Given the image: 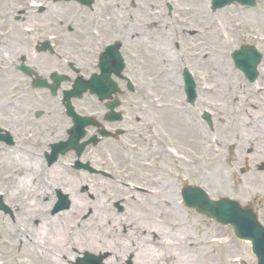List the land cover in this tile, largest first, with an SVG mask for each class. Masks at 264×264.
Returning a JSON list of instances; mask_svg holds the SVG:
<instances>
[{
  "label": "rangeland",
  "instance_id": "374dc122",
  "mask_svg": "<svg viewBox=\"0 0 264 264\" xmlns=\"http://www.w3.org/2000/svg\"><path fill=\"white\" fill-rule=\"evenodd\" d=\"M6 1L13 2V0L0 2V11L5 8L6 5L4 6V3ZM136 1L143 6V10L129 6L125 8L124 6L118 5L117 0H97L96 4L92 5L96 7V15L94 16L98 18L97 28L103 34V38L122 44L121 53L127 63V72H131L132 80L136 84V94L130 95L129 98L137 108H133V115L130 111L131 105H127L124 108V111L129 114L124 120L131 122L136 133L128 138H121L125 150L121 147H116L111 142H106L108 143L107 145L104 143L97 146V151L93 156L95 162L92 163V166L110 175H107L108 177L93 175L84 171L74 172L70 167H64L63 164L66 161L63 163L62 160H67L70 163L74 159L71 155L59 159L57 161V167L60 172L59 181H57V176L54 182L51 179L52 175L49 176L51 183L48 182L47 186H54V189H49V192L47 191L40 202H48L50 198L54 204L56 202L57 192H59L62 195L69 196V209L71 206V198L74 194L84 195V197L77 199L78 202L96 203L94 204L95 206H98L97 202H100L105 205L106 209H102L100 212L102 214L100 219H105L110 223L113 222V219H117V224L122 225L123 229H121L119 234L117 233L118 235L110 232V234H114L111 238L104 236L102 239L109 240L110 244L112 242L114 243L112 245L113 247L111 246L112 249L111 247L110 249L118 255V258L122 257L121 264H135L136 262L132 261V254L126 253L123 250V245L131 244L129 243L128 232L133 218L139 214L141 224L149 227L151 224H154L152 222V217H154L165 229L167 227V230L170 225V220L162 213V210L159 211L161 214H150L151 211L148 210V207L151 205L152 199L147 197L146 194L138 193L140 196L135 201L132 200V195L125 190L126 188L123 191L117 190L116 185H118L119 180L133 181L141 186H146L145 188L148 189V193L156 192L157 197L162 195V189L160 187L168 185V187H171V190L166 193H169V195L173 193L175 196L173 200L179 208V214L177 216H181L184 222H186V225L182 228L187 230L193 239L205 238L210 243L209 245H201L198 251L190 250L192 256V262L190 264H256L255 257L251 254L248 243L236 239L229 226L218 225L214 221L196 214L194 210L186 208L181 200V190L185 185L197 186L210 199L229 198L237 201L242 207L252 209L256 213L259 223L264 227V133L261 132L264 129V115L257 113L258 116L252 127L253 132L251 133L253 138L256 137V140H254L255 143L249 146L251 149L247 146L230 142L227 139L226 143L222 146L220 159L215 161L203 150L199 154L200 166L202 170L208 172V176L201 178L198 175L196 176L197 166H180L178 162L168 161L166 157H161L160 155L159 157L153 156L157 149L155 147L160 144V141L165 135L164 132H167V129H163L166 127L162 128L161 125V117L163 114L165 115V111L157 110L153 106V103L167 104L174 100L179 101L181 103V113L174 116L167 112L168 116H172V118H176L177 120L185 119L189 123L198 124L204 135L210 139H222V131H220L219 127L221 115L219 112L221 110L220 100L222 98L215 92L207 95L209 98L208 102H202L199 97L202 93V88L214 87L218 90L220 87L224 88L226 84V81H224L225 76L223 78L221 76L219 77L211 71V60H200L202 57L208 55L213 57L214 65L217 66L219 64L218 60H223L226 67L232 72L231 81L233 83L230 84L229 81V84L225 86L230 85L231 88L228 90H236L239 94V102L243 106L238 120H241L246 115L244 110L252 109L246 105V97L254 102L255 107L257 104L259 106L264 105V0H257L254 8L231 5L216 11L210 10L211 0ZM150 4L153 6V11H149ZM49 6L54 11H62L64 8V5L60 2H53ZM74 7L75 5L71 3L66 8L72 12L75 11ZM185 8H190L194 12H198V14L193 12L190 17H185L182 14V10ZM154 15H157V17ZM90 18L91 15L82 20L86 25L85 36L87 35V37L89 36V30L91 28L90 24L92 19L90 20ZM179 20L182 21L181 26L177 25ZM151 23H156V26L151 27V29H142ZM162 23H165L166 27ZM211 23L216 26L218 32H221L222 35V42L217 45V49L213 48L214 42L207 35L206 31ZM173 28L177 29L176 34L178 35V39L175 40V45L172 44V48L177 54L178 61H176V66L178 65V68L181 67V70L179 71L176 68L175 78L177 79V83L169 88L162 86L163 77L156 80V68L146 59V45L142 44L141 41L144 40V33L146 32L147 34L149 33L151 39L155 35L162 36L166 35L167 32L169 34V31H172ZM164 30L168 31L164 34ZM138 31L144 34V38L141 41L136 39V41L141 43L137 44L135 42L134 44L132 37H136ZM138 36L142 37L140 34ZM89 40L91 43L84 44V50H87L88 46H91L95 42L91 37H89ZM147 43L145 40V44ZM242 45L254 46L262 55L261 62L257 67L258 77L254 83H248L242 73L234 67L231 60L232 52ZM197 46L204 48L203 56L201 55L199 59L190 56L192 47L196 48ZM91 61V65H96V59ZM184 69L189 71L196 84L197 99L192 105L185 102L182 81V72ZM204 112L210 115L211 128L202 119ZM124 123L119 125L123 126ZM189 130L193 135V130ZM171 133L174 145L180 148L181 142L177 137L178 135H174L172 130ZM111 144L116 148L115 150L109 149ZM1 148L0 144V193L3 195V201L12 210L15 218L12 222L9 217L0 213V264H44L34 259L33 254L30 252L31 249L23 251L21 244L23 241H26L24 235L31 238L35 237L29 225L35 227L44 217H50L51 215L49 212L41 209L43 208L41 207L39 208L40 213L35 217L37 220L30 222L29 218H26L28 217V213L24 207L25 205L22 207L18 205L21 197L16 195L15 192L11 195L13 191H11V187L5 182V179H9L13 175V172L23 170L24 167L21 163L23 160H30L34 157L27 154L24 151L25 148L21 146L19 149L6 148L2 150ZM32 151L37 153L34 148H32ZM12 153L17 154L15 161L9 156ZM23 154L28 157H24ZM3 157L5 158L4 160ZM192 157L194 158L193 155ZM81 160L86 161V157H83ZM209 160H212V162L208 163ZM38 165L34 172L28 173L32 194L26 197V204L34 203L32 197L36 190L40 189L41 184H43L42 178H48L47 171L49 168L47 165L40 163ZM63 171L66 174H63ZM31 173L35 175H31ZM62 179L67 184H61L60 180ZM55 181L57 182L55 183ZM80 182L82 183L79 187L75 188ZM68 184L72 188L74 187L75 190L68 188ZM97 188L107 189L103 190V192L100 189L99 191L101 193L99 191L97 193L102 195L103 198L94 202V195L90 192L97 191ZM69 209L62 212L67 214ZM86 215H88L87 212L82 217H86ZM66 218L72 221L71 219L78 218V214L67 215ZM79 218H81V215ZM61 226L65 227V224ZM167 230L166 232L171 239L172 237L176 240L180 238V227L178 230L175 228ZM182 231L183 233L185 232L184 230ZM49 232L52 235L55 233L53 230ZM172 232H174L173 236ZM117 237L121 239V244L114 242ZM213 242L216 244L214 245ZM48 243L50 245L44 246L42 249L43 252L51 251L60 257L63 256L60 254L62 246L59 247L51 241H48ZM68 252L75 254L74 248H68ZM87 253L101 257L102 264H104L109 256L108 251L95 254L87 251ZM155 254L154 264H162V257H164L165 253L161 246L157 247ZM133 257L135 256L133 255ZM82 258H84V254L80 257V259ZM136 261L143 264L148 263L141 260ZM171 261V259H167L164 264H170ZM71 264H76V261Z\"/></svg>",
  "mask_w": 264,
  "mask_h": 264
},
{
  "label": "bare ground",
  "instance_id": "6f19581e",
  "mask_svg": "<svg viewBox=\"0 0 264 264\" xmlns=\"http://www.w3.org/2000/svg\"><path fill=\"white\" fill-rule=\"evenodd\" d=\"M118 5L124 6L125 8L127 6L131 8H137L139 10H143V6L138 4L136 0H117ZM125 4V5H124ZM149 11H153V6L149 5ZM200 11V10H198ZM141 12V11H140ZM194 10L190 8H185L182 10V14L185 17H190L193 14ZM195 14H198V12H194ZM150 15V14H148ZM157 17V15H154ZM202 17V16H201ZM182 20V19H181ZM179 20L177 22L178 26H181L182 21ZM163 26L166 27L165 23ZM161 24V26H162ZM156 26V23H151L148 26H144L142 29L146 28L151 29V27ZM262 27V26H261ZM264 27V24H263ZM140 29V28H139ZM168 31V30H167ZM164 30L165 32H167ZM177 29L173 28L172 31H169L166 35H155L152 36L150 39L149 33L144 34L142 32L138 31V34L142 35L138 36L136 34V37H132L137 44L141 43L146 45L145 51H146V59L150 61V63L155 66L156 68V74L155 78L156 80H159L163 77V84L164 87H173V84L177 83V79L175 78L176 75V68L180 71L181 67L178 68V65L176 66V61H178L176 57V52L173 51L172 44L175 45V40L178 39V35L176 34ZM207 35L212 38L214 42V49L218 48V44L222 42V35L221 32H218L216 26L211 23L207 27ZM142 33V34H141ZM148 37V38H146ZM144 38L143 41H141ZM136 39L141 42L136 41ZM145 40L148 42L145 44ZM217 46V47H216ZM192 53L191 57L195 59H199L204 52V48L202 47H192ZM191 49V48H190ZM217 52V51H216ZM203 56V55H202ZM211 58V59H210ZM213 57H210L208 55L202 57L200 60H211L210 65L212 68L211 71L213 73H216L217 76H221L222 78L225 76L226 84H232V72L228 67H226L225 62L223 60H218L219 64L214 65V60H212ZM225 83V82H224ZM225 84V85H226ZM218 88L216 90L214 87L210 88H202V93L199 95L200 100L202 102H208L209 98L207 95L209 93L215 92L219 97L222 99L221 102V110L220 112V131L222 139H210L204 135L201 128L196 123H189L188 120L185 119H176L172 118V116H168L167 112L171 115H177L181 113V103L177 100H174L167 104H154L153 106L159 110V111H165V115L163 114L161 117V125L163 129H167V132H164L165 135L163 139L160 141V144L156 146V151L153 154L155 157H166L168 161L171 162H178L180 166H197L196 170V176H200L201 178H204L208 176V172L201 169L200 166V156L199 154L204 150L206 154H208L212 159L219 160L221 157V149L223 144L226 143V140L229 139L230 142H233L235 144H241L242 146L249 147L251 144L255 143L254 140H256V137H252L251 135L252 127L255 124V120L257 119L258 114L262 113L264 115V105L255 107L254 102H252L249 98L246 97V105L251 107L252 109L244 110L246 112V115L241 119L238 120V116L241 112L242 104H240L239 100L240 97L239 94L236 92V90H228L230 85ZM178 87V86H176ZM201 92V91H200ZM208 92V93H207ZM214 93V95H215ZM242 101V98H241ZM236 105L234 106V104ZM242 103V102H241ZM218 112V114H219ZM176 127V128H175ZM190 127V128H189ZM176 134L178 139H180V148L176 147L174 145V140L172 139V133L171 130ZM189 129L193 130V135L191 134V131ZM244 129V130H243ZM170 130V131H168ZM262 133H264V129L261 130ZM258 140V139H257ZM260 144V143H259ZM264 145V144H263ZM254 147V146H253ZM251 149V147H249ZM16 153H12L10 158L15 161ZM194 156V158L192 157ZM6 156V155H4ZM5 158L3 157V160ZM9 159V158H6ZM10 162V161H9ZM212 160H209L208 163H211ZM11 163V162H10ZM23 165V170L13 172V175L9 177V179H5L6 184L11 187V195L15 192L16 195L21 197V201L18 202V205L20 207L24 206L26 209V212L28 213L29 221H35L37 220L35 217L37 214L40 213V209H43L45 212H49L51 214V205L53 203V200L49 198L48 202H40V200L43 199L44 195L49 192V189H54V186H47L48 182H50L49 176H51V179L56 180V176L58 177L57 181H59L60 178V172L58 170L57 164L52 165L49 167L47 173L48 178L43 179L40 189L36 190L34 193L32 200H34V203L26 204V197L32 194V189L30 188L31 184L29 183L30 178L28 177L29 172H34L38 167L39 163L42 164V161L40 157L35 156L34 158L30 160H23L21 162ZM148 167V166H147ZM263 167V166H262ZM41 170V169H40ZM42 172H44L42 170ZM63 174H66L65 171H63ZM31 175H35L31 173ZM55 177V179H54ZM223 177V176H222ZM55 181V183L57 182ZM63 181V182H62ZM117 181V180H116ZM115 181V182H116ZM61 184H67L64 179L60 180ZM82 182L76 185L75 188L79 187V185ZM118 185H116L117 190H125L129 192L132 195V200H137L139 198V194L136 192V189L140 186V184H136L133 181H126V180H119ZM70 189L75 190V188L71 187L69 184L67 186ZM162 189V195H159L157 197L156 192L154 193H147V197H150L152 199L151 205L148 207V210L151 211L150 214H161L159 211L162 210V213L167 216L168 220H170V225L168 227L169 229L175 228V229H181L180 238H177V240L172 237L170 238L169 234L166 232V229L163 227V225L159 224L158 220L154 217H152L153 225L151 224L149 227H147L144 224H141V218L138 214L135 218H133L132 224H130V230H129V244L123 245V250L126 253L132 254V261L136 262L135 264H143L136 260L146 261L150 264H154V260L156 257L155 252L157 251V247H162L164 254V257H162V264H164L165 260L171 259L172 261L170 264H190L192 262V256L190 250L198 251V249L201 247V245H209L207 239L205 238H196L193 239L187 230L183 229L182 227L186 225V222L182 219V217L177 216L178 213V206L177 203L173 200L175 198L174 194L171 193L169 195V192L171 190V187L162 186L160 187ZM92 189V188H91ZM97 191L90 192L92 195H94L93 201L100 200L103 198L102 195H99L97 192L101 188H97ZM107 188H102L101 192L103 190H106ZM100 192V191H99ZM100 192V193H101ZM164 193V195H163ZM84 197V195H72L71 198V206L68 210V213L59 212L55 214L54 216L50 217H44L42 221L39 222L37 226H30L29 228L31 231L34 232L35 237H26L24 235V239L26 241L22 242L23 251L30 250V252L33 254L34 259L38 262H43L44 264H71L75 261V259L80 258L82 254L85 252L90 253H102V252H109L108 258L105 260L104 264H121L122 263V257H117L118 255L111 251L112 245L114 243L112 242L110 244V241L102 239L104 236H107L111 238L112 235L110 232L116 233L115 235H118L121 232V229H123L122 225L117 224V219H113L112 223L106 221L105 219H100L102 217V214L100 213L102 209H106L105 205L98 203V206H95L96 203H87V202H78L77 199H80ZM36 201V202H35ZM132 209H134L132 207ZM88 213L86 217H82L85 213ZM78 214V218H74L70 220H67L69 218H66L67 215H74ZM32 214V216H31ZM81 215V218H79ZM174 216V217H173ZM179 218V220H178ZM62 224H65V227L61 226ZM50 230H53L55 232L53 235ZM167 230V231H168ZM184 230L185 232L183 233ZM118 233V234H117ZM76 234V235H75ZM156 234V235H154ZM174 232H172L173 236ZM154 235V236H153ZM154 239H153V237ZM158 240V242H157ZM22 241V240H21ZM47 241V243H46ZM48 241L52 242L53 244L58 245L59 247L62 246L60 254H62L60 257L58 254L46 251L43 252L42 249L44 246L50 245ZM121 239L117 237L114 242L121 244ZM177 241V242H176ZM212 244V243H211ZM215 245L216 243L213 242ZM112 246V247H111ZM117 246V245H116ZM212 246V245H211ZM111 247V249H110ZM120 247V246H119ZM68 248H74L75 254L69 253ZM191 248V249H189ZM122 250V251H123ZM133 255L135 257H133ZM124 257V256H123ZM135 259V260H134ZM197 262V261H196ZM146 263V264H148Z\"/></svg>",
  "mask_w": 264,
  "mask_h": 264
},
{
  "label": "flooded vegetation",
  "instance_id": "af4514ba",
  "mask_svg": "<svg viewBox=\"0 0 264 264\" xmlns=\"http://www.w3.org/2000/svg\"><path fill=\"white\" fill-rule=\"evenodd\" d=\"M30 1H6L5 8L0 11V135L7 132L13 146L22 142H29V146L34 143L45 158L53 144L68 139L73 126L72 119L66 114L64 94L78 81L99 73L100 56L105 52L106 44L115 41L105 40L98 30L94 6L85 8L74 1L54 0L64 5L62 11H54L49 6L53 3L51 0H38L43 5L37 7L29 6ZM71 3L75 5L72 12L66 8ZM90 15L92 21L87 37L82 20ZM93 30L97 32L95 36L91 34ZM89 37L95 42L84 50V44L91 43ZM119 44L121 53L122 44ZM94 59L96 65L93 66L91 60ZM123 59V75L131 80L132 74L127 72V63ZM112 79L116 81L115 77ZM117 83L118 93L109 102L114 103L116 98L119 101V124L125 122L123 126L105 121L108 102H100L89 90L81 98L70 99L76 115L92 117L100 124L97 128L86 129V139L98 136L102 128L112 133L119 129L122 138L136 133L131 122L124 120L129 115L124 111L127 105H131L132 115L133 108H137L129 98L135 90L131 92L125 80L120 79ZM106 142L115 145L112 139H102L100 144ZM112 144L109 149L115 150ZM88 151H93L90 156H94L97 147L88 148L86 153Z\"/></svg>",
  "mask_w": 264,
  "mask_h": 264
},
{
  "label": "water",
  "instance_id": "95a60500",
  "mask_svg": "<svg viewBox=\"0 0 264 264\" xmlns=\"http://www.w3.org/2000/svg\"><path fill=\"white\" fill-rule=\"evenodd\" d=\"M237 2L245 6H254V0H212V10ZM235 66L240 69L246 78L253 82L257 77L256 67L259 64L261 55L257 51L248 46H243L239 51L232 55ZM120 68L117 69V72ZM106 78V75L97 79L94 93L102 95L100 82ZM185 94L188 103L192 104L196 98L194 83L190 76L184 74ZM110 85L107 81L106 86ZM102 97V96H100ZM207 116H205L206 118ZM183 200L187 207L194 208L196 213L204 215L209 219H214L216 222L223 225H230L238 239L250 241L252 252L257 258L258 264H264V228L260 226L256 215L250 209H242L238 203L220 199L219 201H210L207 196L198 188L185 187L183 189ZM68 204L64 201L58 209L67 208ZM81 264H100V259L96 260L92 256H87Z\"/></svg>",
  "mask_w": 264,
  "mask_h": 264
}]
</instances>
